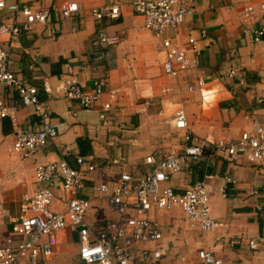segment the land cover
Returning <instances> with one entry per match:
<instances>
[{"label": "crops", "instance_id": "crops-1", "mask_svg": "<svg viewBox=\"0 0 264 264\" xmlns=\"http://www.w3.org/2000/svg\"><path fill=\"white\" fill-rule=\"evenodd\" d=\"M62 1L77 2L79 14L73 18L53 16L50 24L23 31L10 46L9 38L0 36V51L10 48L13 72L23 82L39 88L40 102L61 130L55 140L33 156L22 158L12 150V121L0 118V189L6 207L14 214L31 213L25 209L24 197L41 187L35 175L40 164L83 155L104 166L113 177L124 170L140 177L152 168L145 161L149 155L159 159L171 152L181 154L184 133L168 122L180 108H185L189 128L198 138L229 141L245 131L255 132L258 123L264 125V40L250 45L243 37L240 14L246 0H192L194 13L179 28H170L166 35L179 46H185L189 36H196L199 66L177 76L165 73L166 49L162 40L145 28L143 16L134 11L135 0H27L33 8H51ZM262 1H255L260 23H264ZM107 3L119 4L121 16L96 21L92 9ZM3 21L0 15V23ZM101 27L122 36L113 68H94L88 61ZM203 29L208 32L206 38L200 37ZM69 61L85 87L91 89L94 80L99 79L106 90H118V109L111 113L109 122L100 117L108 94L93 110L64 96L61 85L64 65ZM231 70H236V74L230 75ZM198 79L206 80L204 90L189 91V85ZM0 92L7 103L17 106L22 127L40 119L33 108L22 104L15 88L0 84ZM262 170L263 166L244 156L230 160L210 155L203 161H187L169 184L182 191L213 174L212 214L225 226L204 232L188 221L180 209H155L150 215L163 232L158 244L168 246L166 255L155 264H189L197 260L200 249L215 252L222 264H264ZM229 177L235 182L228 184L224 194L222 187ZM55 191L57 197L51 208L60 211L64 209L65 194L60 184ZM86 218L93 226L102 227L108 219L121 217L107 200L93 194ZM10 234L8 226H0V246ZM57 240L54 255L42 258L40 264H85L80 258L75 231L62 230L57 233ZM251 240L257 241L258 249L251 247ZM155 245L140 242L136 250ZM26 263L23 260L19 264Z\"/></svg>", "mask_w": 264, "mask_h": 264}, {"label": "built area", "instance_id": "built-area-1", "mask_svg": "<svg viewBox=\"0 0 264 264\" xmlns=\"http://www.w3.org/2000/svg\"><path fill=\"white\" fill-rule=\"evenodd\" d=\"M256 0H246L240 14V26L247 44L256 45L264 40V23L258 19ZM262 1V0H261ZM192 0H135L133 9L144 18V26L162 40L166 49L163 68L166 74L177 76L181 72L199 66V39L189 36L185 46H179L166 33L170 28H179L187 17L194 13ZM264 9V0L261 2ZM80 12L75 1H62L51 8H33L27 0H0V36L9 38V46L16 42L23 31H29L38 24H50L56 18H73ZM93 18L102 22L118 19L121 7L117 3H107L92 9ZM74 28H76L74 26ZM56 33V28L52 29ZM201 38L208 37L207 30H201ZM122 42L119 33H111L101 27L93 41L88 61L96 68L106 65L113 68L117 62V48ZM13 60L10 48L0 51V84L15 88L25 107H31L40 116L27 127L19 124L18 108L7 103L0 92V118H9L14 125L15 139L12 150L22 158H29L60 134V127L50 118L49 111L40 102L39 88L20 80L12 70ZM84 67V66H82ZM231 70L230 75H235ZM264 77V72L262 73ZM64 81L61 89L64 96L76 100L87 110H93L108 94L109 100L103 103L101 119L107 123L111 113L118 108L115 104L118 90H106L101 80L95 79L91 89L85 87L74 64L64 65ZM245 82L242 76L241 83ZM205 79H198L189 85V91L202 92L206 87ZM263 101V100H261ZM168 122L184 133L183 152H171L156 159L153 155L146 158L152 168L143 176L136 177L129 170L119 176L107 174L106 168L83 155H75L71 160L61 158L36 168V180L41 187L24 197L25 209L14 214L6 207L0 189V226L10 228V236L0 246V264H40L42 258H51L57 246V233L72 229L78 235L80 258L85 264H155L166 255L168 246L158 244L163 232L156 219L150 214L155 209H180L188 221L198 225L204 232L224 227V221L212 214L210 183L213 174H207L186 189L180 191L169 184L172 177L183 169L187 161H203L216 155L237 160L240 156L263 166L264 176V125L256 124L255 132L245 131L239 138L232 140H211L198 138L189 128L185 108L175 112ZM235 182L231 177L223 185L227 193L228 184ZM60 184L65 194L64 209L51 208L57 197L56 187ZM89 191H91L89 193ZM89 193V194H88ZM107 200L113 211L121 218L108 219L102 227H95L87 221L92 196ZM140 242L157 243L154 248L146 246L137 251ZM251 247L258 249L256 240L250 241ZM215 252L200 249L197 260L189 264H222Z\"/></svg>", "mask_w": 264, "mask_h": 264}, {"label": "trees", "instance_id": "trees-1", "mask_svg": "<svg viewBox=\"0 0 264 264\" xmlns=\"http://www.w3.org/2000/svg\"><path fill=\"white\" fill-rule=\"evenodd\" d=\"M81 140V139H80Z\"/></svg>", "mask_w": 264, "mask_h": 264}]
</instances>
